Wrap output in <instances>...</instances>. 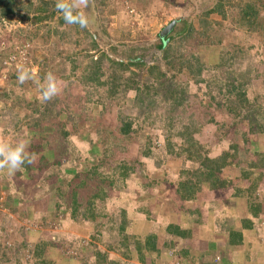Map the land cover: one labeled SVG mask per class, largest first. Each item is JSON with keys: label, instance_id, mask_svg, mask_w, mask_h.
Listing matches in <instances>:
<instances>
[{"label": "rangeland", "instance_id": "374dc122", "mask_svg": "<svg viewBox=\"0 0 264 264\" xmlns=\"http://www.w3.org/2000/svg\"><path fill=\"white\" fill-rule=\"evenodd\" d=\"M44 1H48L49 5H45ZM148 1L150 6L145 5L148 10H143L139 9L140 6L136 7V2L131 6L132 0H94L85 9L92 21L88 29L66 24L55 9L56 0H14L10 13L5 16L0 13V140L15 143L18 139H26L29 143L28 151L35 154L33 162L23 166L14 175L0 173V264H36L34 249L41 243L47 245L41 258L50 260V264L52 261L56 264L60 259L65 260L71 249H76L78 245L88 255L94 250L106 253L104 264H118L117 260L123 258V253L129 255V251L132 252L136 247L139 249L137 258L142 256L144 244L137 245L141 241L128 236L126 229L132 221L133 224L142 220L157 221L160 209L167 203L168 207L175 209L170 195H167L169 189L167 182H163L164 179L171 185L177 179H191L193 177L190 173H186L196 168L195 161H182L183 155L168 154L167 148L178 150L182 141L187 142L191 138L201 147L197 153L201 152L202 155L205 152L213 159L220 156L228 143L233 141L231 133L235 128L226 131L219 129L217 124L216 128L210 127L205 132L201 127L202 132L193 135V126L188 127L189 121L193 120L191 118L195 119L204 107L208 112L212 106L209 96L203 94L204 84H200V91L196 92L197 85L180 69L192 55H196L197 60L205 65L216 64L215 53L221 49L230 59L234 58L233 62L247 67L250 85L245 97L251 103L256 99L253 105L258 107L256 109L259 113L264 110V26H255L254 32L236 27L234 18L229 14L233 11L226 5L221 47L216 43L209 44L206 40L208 37H197V49L191 43L187 45L192 49L188 47L186 53L176 47L171 53L167 52V61L163 62V48L155 49V45L159 44L157 35L160 30L178 18L180 21L190 22L194 31L201 36L202 28L198 27L195 18L216 0H172L170 4L163 1L156 6L152 0ZM0 10L3 12L4 9ZM259 16L264 20L263 10L259 11ZM208 19L216 22L220 18L212 14ZM216 39L217 37L214 40ZM111 49L114 55H111ZM130 49L133 51L129 53ZM181 53L183 54L179 55ZM101 54L120 62L126 61L129 54L135 57L129 62H138L139 66H129L124 76H137L142 83L140 85L147 84L148 77L158 79L156 84H152L150 94L148 92L143 96L144 102L153 101L154 106L148 115L146 113L147 117L145 111H149V106L146 104L145 110H142L138 106L140 102L134 101L135 97L138 100L141 97L140 90L136 94L132 90H121L117 81L119 72ZM21 64L33 70V79L24 84H19L17 80L18 65ZM147 67H156V70L149 75ZM49 72L55 75L62 91L52 100L44 102L40 98L37 81H43ZM112 72L116 76V81L113 82L117 85L115 92L110 89V85L103 86V83L107 85L108 76ZM159 74L162 77L158 78ZM97 79L99 80L96 81ZM175 86L182 88L178 93L182 102H178L179 97L175 92L172 93ZM110 91L113 92L112 99L103 109L97 99L107 96ZM219 114L217 111L214 119ZM67 115L76 118L66 120ZM117 116L132 120L128 135L118 133ZM42 118L46 121L32 128L34 124L32 126L31 123ZM70 121L75 123L74 127L70 126ZM62 124L63 129L70 131L64 138L57 131ZM229 124L232 126V122L229 121ZM186 128L189 129L188 132ZM100 129L103 131L100 132ZM238 135L239 131L237 137ZM241 140L242 138H237L236 151L233 148L227 153L231 164L223 169L222 174L240 191L250 192L247 187L253 178L242 177V173L251 169L248 163L257 162L264 157V137L258 138L255 145ZM166 141L172 148L164 146ZM234 152L236 156H232L235 155ZM74 153L86 155L92 163L102 159V153L108 159L104 163L109 162L111 165L122 159L129 163L138 159L140 166L136 168L134 178L139 183L135 180V187H120L119 190L126 194L121 195V199H116L117 201H112L107 192H103L106 187H102L101 192L105 198L100 201L93 198L94 192L99 193L94 188L86 192L79 189L76 181L67 184L59 176L50 179V174L56 173L55 164L63 165L66 158ZM262 161L264 165V158ZM105 164L97 168L98 173H109L111 165ZM81 167L83 163L79 169ZM260 179L261 190L258 194L255 193V197L262 203L263 215L256 220L259 235L256 239L264 245V171ZM150 180L153 182L152 190H141ZM105 184L103 186H107ZM118 187L119 184L113 182L108 189L116 190ZM128 190L131 192L129 195ZM204 190L206 191L205 185L201 196L209 197L205 196L207 192ZM234 192H229L228 200L230 207L235 205L236 212H239L244 210L245 205L241 203L244 198L238 192L240 197L237 199ZM57 194L60 198H57ZM32 195H35L33 220L23 208L20 211L18 203L10 208L5 204L9 202V196L14 200L19 199L21 203L30 201ZM87 200L92 201L93 208L101 216L99 219H86L84 205ZM125 202L130 203L129 207L133 206L135 213L131 217H128V213L127 216L124 214L126 229L122 232L111 224V217H115L125 205L120 203ZM165 202L167 203L164 204ZM123 209L127 210L126 207ZM122 235L128 240L122 241ZM149 242L150 239L147 245ZM41 258H36L37 264H43ZM40 261L42 262L39 263ZM137 261L144 264L139 258ZM125 262L138 264L133 260Z\"/></svg>", "mask_w": 264, "mask_h": 264}, {"label": "trees", "instance_id": "16d2710c", "mask_svg": "<svg viewBox=\"0 0 264 264\" xmlns=\"http://www.w3.org/2000/svg\"><path fill=\"white\" fill-rule=\"evenodd\" d=\"M13 1L14 0H0V8L4 9L3 12H0L2 16H5L11 12V5L13 4ZM162 1L168 4L173 2L172 0ZM44 4L49 5V2L44 1ZM226 5H229L227 8H230L233 11L229 14H231L230 16L234 18L236 27L241 28L244 31L254 32L255 26H264V20L259 16V11H264V0H216L213 5H209L208 7H206V9L195 18L196 22H198V27L202 28L201 36L200 33L194 31L191 24H189L190 22H186V20L180 21L178 18L175 19L177 25H174L170 32L166 34L162 39H159L157 35L159 44L155 45V49L161 50L163 48V62L167 61V56H165L167 52L171 53L172 49H175L176 47L182 49L181 52L186 53L187 48L189 47L187 44L191 43L192 47L197 49L195 43L197 37H205V39L208 37L206 40L209 44L216 43L221 47L223 39L222 31L224 30V20L227 11V9L225 10ZM259 7H261L260 10ZM51 14L52 13H50V15ZM212 14L219 16V21H208V17ZM216 37L217 39L214 40ZM112 50L113 49L109 51L111 52V55H114L112 53ZM132 51L133 49H130L129 53ZM183 53L179 55H182ZM216 54V64L205 65L197 60V58L195 57L196 55H192V57L187 58V60L184 61V66H180V69L188 75L189 79L192 80L195 85H197V89L195 90L196 92L200 91V84H204L203 94L209 96L208 100H210L211 102L210 105L212 104L211 108L208 109V112L205 111L204 107L198 114L199 116L196 115L197 117L195 119L191 118L193 120L189 121L188 127L190 128L191 126H193V135L201 133V127H203L205 132L209 131L210 127L216 128L217 124H219V129H223L226 131H232L231 128H235L234 132L231 133L232 137L229 135L233 141H230L228 143L227 147L221 152L220 156L213 159L209 158L205 152H203L202 155L201 152L197 153V151L200 150L201 147L191 138H188L187 142L185 140V142L182 141L181 147H179L178 150H168L167 148L168 154L175 153V155L177 156L183 155L182 161H195L196 168L193 171L186 173H190L189 175L193 177L191 178L192 180L177 179V181L173 183V185L169 184L168 181H165L166 179H164L163 182H167V186L169 189L167 191V195H170L173 206H177L179 209L185 210L187 212L196 211V213L199 212L202 206L208 207L207 209H209L210 211L215 210L214 214L219 219L222 231L227 237V243H229L231 246H239L242 244L245 237L249 235L253 236V233L254 235L258 234L256 220H258L259 217L263 215V206L261 201L255 197V193L258 194L261 190L260 183L262 182V180L260 179V177L262 176L264 171V165L262 161L264 157H262L261 160L257 162L255 161L256 163H248L251 169L249 171H245V173H242V177L249 176L253 178L247 187L248 190H251L250 192H243L237 189L235 187V184H232L229 181V178L223 177L222 173L223 169L225 170V168L231 164L229 161L230 156H227V153H229L233 148L236 151L237 138H242L241 142H246L249 145H255L258 141V138L264 137V110L259 113L257 111L258 107H255L253 105L256 99L251 103L245 97L246 90L249 89L250 85L249 81L247 80V77L250 75L249 69L247 70V67H243V65L237 64V62H233L234 58L230 59L228 54L221 51V49L216 52L215 55ZM101 57H103L105 60H108V62H110V64L116 68L115 71L119 72L117 75V81L120 83L121 90H132L134 94H136V92L140 90L141 97L139 98V100L135 97L134 101L140 102L138 106L142 110H145L146 104L149 106V111H145V117H147L150 110L154 109V106L153 101L151 103L144 102L143 96H145L148 92L150 94V88H152V84H156L158 79L154 77H150V79L148 77V85H140L142 83L138 80L137 76L136 78L130 76L125 77L124 74L128 72L127 70L129 66H139L138 62H129L131 58H135L130 54L127 55V59L124 62L116 61L115 59H111L110 57L105 56L104 54H101ZM171 59H173V56L171 57ZM154 70H156V67H147L146 69L147 74L149 75L152 74ZM113 72L108 76L109 84L107 83V85H105V83H103V86L107 87L108 85H110V89L115 92V90L117 91V85L115 83L113 84V82L116 81V76L115 73L113 75ZM203 72L205 73L204 76ZM160 77H162V75L159 74L158 78ZM98 80L99 79H97L96 81ZM181 89H178V86H175L174 91H172V93L175 92L179 97L178 102H182V97H180V95L178 94ZM112 91H110L107 96L97 99V102L101 108L104 109V106L108 105V101L112 99ZM172 93L170 95H172ZM193 94L195 97L196 93L194 92ZM198 103H201V100H198ZM217 111L220 112V114L217 119H214V114ZM62 114L65 113L62 111ZM68 118L74 120L76 117L70 118L67 115L66 120H68ZM42 121H46V119H37L32 122L31 125L33 126L34 124L32 128H34L35 126L38 127ZM131 121L132 120H124L121 118V116H117L118 133L120 135L126 136L129 134L130 125L132 124ZM229 121L232 122V126L231 124L228 125ZM68 123L71 127L75 126V123L73 121H70ZM57 131L63 138L70 133L69 129H63V124L58 127ZM102 131L103 130L100 129V132ZM186 131L188 132L189 129L186 128ZM237 131H239L238 137ZM215 133L216 132H214V134ZM164 146H169V148H172L168 141H166ZM72 151L73 149H71V154ZM234 154L235 155L232 156H236V152H234ZM101 158L102 159L95 160V163H92L90 160H88V158H86V155H82L81 153H74L73 155H70L66 158V161L63 165L58 166V163L55 164L56 173L50 174V179H54L59 176L62 177L67 184H72L73 181H76L79 189L85 190L86 192H90V190H93L94 188V191H98L101 194L99 195V193L94 192L93 198H96V200L99 199L100 201H103V199L105 198V195H103L101 192L103 191L101 188L106 187V189L104 188L105 191L103 192H107L112 201H117L121 199V195L126 194L121 192L122 190L119 189H125V186L128 185L135 187L134 182L136 179L134 177L136 168L140 166V163L138 162V159L133 160L131 163L126 162V160L122 159L121 161L113 163L111 165L109 164V162L108 164L104 163V161L107 162L108 159L107 157H104L102 153ZM82 163L83 167L79 169V166ZM110 163H112V161ZM102 164L108 166L111 165L110 169H108L109 173L97 172V168H101ZM128 164H130L129 167H126V165ZM113 182L119 184V187L116 188V190H113V188L111 190L110 188L108 189V186L112 185ZM136 182L139 183V180L137 179ZM104 183H106L105 185L107 186H103ZM152 183L153 182L150 180L149 183H147V186L143 187L144 189L141 188L142 185H140L139 188L144 191H147L146 189L149 188L150 191L152 190ZM203 185L206 186V191L204 190V192H207V195L204 193L205 196L212 197V199L209 202H207V200L199 201L198 207L197 199L203 198L199 197L200 194H202ZM76 188L77 187H75V189ZM232 190L235 191L234 193L236 194L235 197H237V199L238 197H240L239 195H237L238 192L244 198V201L242 200L243 202H241L245 205L242 213L240 211L236 212L235 205H231V211H229V197L227 195H224L223 193L229 194V192ZM127 193L129 195L131 192L129 193L128 190ZM57 198H60V195L57 194ZM7 200H9L10 202V204L9 202L5 203L7 208H10L13 204H20L19 199L14 200L12 196H9ZM74 202L75 201H73V203ZM120 204H125L123 208L130 205L129 202ZM207 205H209L210 207ZM123 208L118 210V212L115 214V217H111L113 219L111 221V224L113 226H117V230L119 229L122 232H124L123 229H126L124 214L127 216V210H124ZM192 208L195 209L192 211L190 210ZM84 211L86 214V219L97 220L101 217L96 213L95 209L92 206V201L90 200L86 201L84 205ZM121 213L122 215H120ZM128 217H131V215H129ZM236 224H239L240 226L236 228ZM122 236V241L128 240L125 235ZM148 239L149 238L144 241L143 246L146 251L149 249L146 242L148 241ZM46 246L47 245H45L44 243L36 245L34 249L35 263H38V261H36L37 257H42V253L44 252V248H46ZM86 246H88V244ZM134 250L136 251L135 254H137V252L139 253V249L137 247ZM130 254L131 251H129V255L123 253V256H125V258H130ZM143 257L144 255L142 254V256L138 258L139 260H142ZM41 260H43L44 262L40 261L39 263L42 262L43 264H50V260L46 261L45 258H41ZM55 260L58 261L59 259ZM61 260L62 259L56 262V264H104L106 262V253H101L98 250H94L88 255L87 251L81 249V247L78 245L76 249H71V253L65 258V260ZM217 262L218 259H216L215 263ZM51 264H53V261Z\"/></svg>", "mask_w": 264, "mask_h": 264}, {"label": "crops", "instance_id": "0c3cea01", "mask_svg": "<svg viewBox=\"0 0 264 264\" xmlns=\"http://www.w3.org/2000/svg\"><path fill=\"white\" fill-rule=\"evenodd\" d=\"M152 1L155 6L163 2L161 0ZM134 2H136V7L140 6L139 9L145 10L148 8H145V5L150 6L148 0H132L131 6ZM150 11L149 8L148 12ZM223 194L228 196V193ZM199 197H202L201 194ZM30 199H27L30 201L21 202L18 207L20 211L23 208L33 220L35 218V195H32ZM211 199L212 197L197 199L198 207L199 201L209 202ZM126 208L128 214L135 213L133 206ZM173 208L168 207L167 203L160 209V214L156 217L157 221L142 220L138 224L135 222L133 224L132 221L126 229L128 236L136 237L135 239L141 241L142 246L147 238L150 239L151 247L147 251L143 250L144 257L141 262L143 261L144 264H264V245L256 239L258 234L244 236L245 239L241 245L231 246L227 243V237L222 231L219 219L214 214L215 210L210 211L208 207L202 206L201 211L196 213V211L187 212L177 206ZM229 208L231 211V207ZM132 219L135 220L134 217ZM238 226L240 225L236 224V228ZM135 252V250L131 252L130 258L124 256L118 258L117 263L128 264L125 260H133L142 264L137 261ZM215 258L218 259L217 263L213 261Z\"/></svg>", "mask_w": 264, "mask_h": 264}, {"label": "clouds", "instance_id": "9594fccd", "mask_svg": "<svg viewBox=\"0 0 264 264\" xmlns=\"http://www.w3.org/2000/svg\"><path fill=\"white\" fill-rule=\"evenodd\" d=\"M94 0H56L55 9L60 13L68 25H78L81 29H88L92 23L85 9ZM32 69L18 65L17 80L19 84L32 80ZM37 89L42 101L47 102L60 94L57 78L51 72L47 73L43 81H37ZM29 143L26 139H18L15 143L0 140V173L14 175L26 164H31L35 156L28 151Z\"/></svg>", "mask_w": 264, "mask_h": 264}, {"label": "water", "instance_id": "95a60500", "mask_svg": "<svg viewBox=\"0 0 264 264\" xmlns=\"http://www.w3.org/2000/svg\"><path fill=\"white\" fill-rule=\"evenodd\" d=\"M175 23L176 21L172 20L166 26H164L158 33L159 39H162L166 34H168L170 30L172 29V27L175 25Z\"/></svg>", "mask_w": 264, "mask_h": 264}, {"label": "built area", "instance_id": "2783aa9c", "mask_svg": "<svg viewBox=\"0 0 264 264\" xmlns=\"http://www.w3.org/2000/svg\"><path fill=\"white\" fill-rule=\"evenodd\" d=\"M85 245H86V243H84ZM216 260H214V262H215Z\"/></svg>", "mask_w": 264, "mask_h": 264}]
</instances>
